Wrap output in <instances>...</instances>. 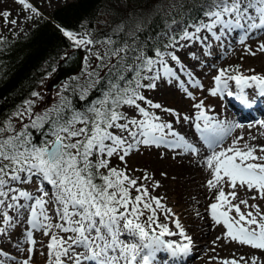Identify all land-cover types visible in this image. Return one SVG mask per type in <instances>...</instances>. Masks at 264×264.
Wrapping results in <instances>:
<instances>
[{"label": "snow or ice", "instance_id": "obj_1", "mask_svg": "<svg viewBox=\"0 0 264 264\" xmlns=\"http://www.w3.org/2000/svg\"><path fill=\"white\" fill-rule=\"evenodd\" d=\"M14 2L30 13L29 21L43 15L29 0ZM197 11L198 17L172 19L154 34L141 24L126 29L122 23L102 35L56 25L72 46L86 53L88 86L80 99L88 103L78 109L65 102L36 113L35 101L26 100L23 110L0 118V264H33L36 233L48 238L47 253L40 252L45 264H156L159 251L174 258L189 255L193 238L165 203L167 196L153 194L161 182L147 169L127 167L126 158L141 147L162 148L174 153L173 159H202L211 173L204 186L215 190L214 197H207L215 201L208 205L209 217L226 230L212 242L213 251L223 238L264 252V212L248 203L264 200V144L249 143L240 135L223 147L225 138L243 125L208 115L203 100L191 105L193 118L146 95L167 87L195 101L190 87L202 85L194 69L232 33H239L246 53L264 52V41L255 50L246 43L264 33V0H202ZM10 16V10L0 11L6 26L17 25ZM194 46L197 51L190 50ZM234 71L229 75L227 69L219 70L211 96H234L228 90L232 81L241 103L250 104L247 89L264 97V75L246 76L238 67ZM93 92L97 95L88 99ZM31 96L41 98L37 91ZM258 124L264 128V121ZM177 125H190L194 138ZM204 148L207 154L202 156ZM113 158L123 167L113 164ZM237 188L245 198L233 203ZM241 205L251 210L243 211ZM177 235L185 242L165 239ZM257 259L241 256L222 264H257Z\"/></svg>", "mask_w": 264, "mask_h": 264}, {"label": "rangeland", "instance_id": "obj_2", "mask_svg": "<svg viewBox=\"0 0 264 264\" xmlns=\"http://www.w3.org/2000/svg\"><path fill=\"white\" fill-rule=\"evenodd\" d=\"M69 1L72 0H29V2L36 6L39 11L43 14L41 17L34 18L30 21L27 19V16L30 15V13L23 11L22 6L17 5L14 0L4 1L3 4L0 5V11L10 10L12 12V16H10L9 19L11 20L15 18L17 19L18 23L15 26L11 24L6 26L4 24L3 18L0 17V36H22L34 26L35 21L38 18L46 17L54 9L62 6L63 4ZM118 6L122 7L123 2L119 1ZM17 13L19 14L17 15ZM177 21L182 20L179 19ZM238 35L239 33H232L226 39L225 45L215 46L212 50V55L204 57L201 66L194 69L195 79L201 80L202 85V87L197 88L190 87V91H192L196 97L195 101L185 98L183 94L178 93L174 90L165 91V89L162 88L155 92L146 93V95L154 97L156 101L162 102L167 107H173L181 110L184 113L190 114L193 118L196 110L193 109L191 105L200 100L204 101L205 111L207 114L214 113L216 116L217 113H221V110L223 111L225 108L228 109V103L226 105L225 97L221 98L218 95L213 97L210 95V90L213 88V78L218 74L219 70L227 69L229 75H234L231 73H233L234 69L238 67L240 73H243V75L246 76H250L253 74L264 75V52H256L255 56L246 53L244 51L245 45L238 42ZM259 41H264V33H257L246 43L251 45L253 50H255V47ZM190 50L197 51V48L193 47ZM181 56L183 57V53H181ZM184 63L191 66L194 62L184 59ZM249 70H254V72ZM87 71L88 68L86 70V73ZM49 76L44 79L42 85L38 90L41 98L37 99L33 97L31 99L35 101L33 111L36 113H41L44 110L53 109L52 107L56 104L55 94L63 88L61 86L57 87L52 92L51 97L47 101V83L50 78ZM232 85L233 82L230 81L229 88L230 86L232 87ZM229 112L234 116H237L238 114V110L236 111L231 107ZM166 119H171V117H166ZM240 135H243L245 137V141L248 142L250 141L249 137L253 135V130L246 127L244 129L238 130L235 133L234 137L233 135H231L230 138L229 135L227 138H225L226 140H224L223 143L227 141V144L230 145L232 140ZM245 141H241V146ZM163 151L165 150L162 148L158 149L155 147H141L140 151L133 152L126 159L127 167L130 171L135 169H147L150 173L154 174L156 180H159L161 182L162 187L157 189L156 192L153 194L167 196V200L165 201V203L172 208L173 212L176 213L178 217L180 216L179 219L182 226L185 228L187 234L193 238L194 243L192 249L194 251V254L185 262L174 261V264H222V261L224 259L232 260L235 258L239 260V257L241 256H244L246 258L256 256L258 258L257 264H261V261H264V252L260 250H254L246 245H240L236 242H231L228 239L222 238L221 240L217 241L215 251L212 250V242L216 240L217 236H223L226 230L222 226H220L219 228L214 227L210 230L211 233L209 234L208 232L205 233V231L203 232L201 229H198V227H201V223L199 221H193L191 219L193 213L190 209L193 208L194 205L200 204V200L197 201L198 197L193 191L188 192L186 190V188H189V186H181V184L179 183L177 174L178 172L176 171V169L180 168L182 164L179 161H176V159L180 156H177L176 159H173L172 157L174 153L167 151L164 153L163 158H161V153H163ZM164 157L168 158L169 160L166 161L167 159H164ZM113 164H117L120 165V167H123V165L120 164V162L115 158H113ZM162 172L167 173V177L161 176ZM132 175L139 176L141 175V173L132 171ZM207 177L208 176H206L205 174L202 175V182L204 184L206 182ZM225 191L227 192L229 191V189L225 187ZM236 191L239 193V197L236 201H233V203H238L239 199L245 198V193L242 189L237 188ZM214 195L215 193L211 196L214 197ZM248 195H251V193H249ZM204 198L209 201V204L215 202L214 199H208L207 196H205ZM248 203L249 205H259L261 211L264 212V200L249 199ZM241 208L243 211L251 210L244 208L243 205H241ZM206 211L208 212V209ZM232 215L235 216V213H232ZM160 219L162 222H164L163 216H161ZM168 223L169 228L172 231H177L173 223ZM35 238L37 239L38 244L33 264H45L46 256L40 255V252L47 253L46 244L48 242V238L44 237L41 233H36ZM165 239L173 241L174 243H181V241H177V236L165 237ZM24 247H27V245H24ZM213 257H216V259H211L210 261V258ZM18 258L21 257L18 255ZM164 259L165 256L163 254H160V257L158 255L156 257V264H166V261H164ZM240 264H244V261H240Z\"/></svg>", "mask_w": 264, "mask_h": 264}, {"label": "trees", "instance_id": "obj_3", "mask_svg": "<svg viewBox=\"0 0 264 264\" xmlns=\"http://www.w3.org/2000/svg\"><path fill=\"white\" fill-rule=\"evenodd\" d=\"M201 3L202 0H72L38 18L22 36H0V118L21 110L24 101L31 100V93L38 92L44 79L53 73L57 62L75 48L57 24L77 33L88 29L93 35L110 33L122 23L126 29L141 24L146 33L154 34L172 19L198 17ZM86 61L87 56L81 71L60 85L63 88L56 92L52 108L65 102L78 109L87 105L88 100L80 99L88 86ZM96 95L93 92L88 99Z\"/></svg>", "mask_w": 264, "mask_h": 264}, {"label": "bare ground", "instance_id": "obj_4", "mask_svg": "<svg viewBox=\"0 0 264 264\" xmlns=\"http://www.w3.org/2000/svg\"><path fill=\"white\" fill-rule=\"evenodd\" d=\"M4 1L6 0H0V5L3 4ZM162 89H165V91H168V90L176 91L173 88H167V87H164ZM239 96L240 95L234 94L233 96L234 101H230L227 99V97H225L226 105L228 103L227 105L228 109L225 108L223 111L221 110V113H217L215 117L217 118V120L223 121L225 124L239 123L243 125V127L235 128L232 131L231 135H233V137L238 130L244 129L246 127V128H250L253 130L252 136H256V140L254 141L250 140L248 141L249 143H254L258 145L264 144V128H261L258 124L259 121H264V97H261L257 94H254V95L247 94L250 104L245 105L241 103L240 100L237 98ZM243 105L246 106L248 111L242 113V115L238 113L237 116H234L233 114L229 112L230 107L237 111V110H240ZM177 128H179V130L182 131L183 133H187L189 138H194L193 136L194 131L192 130L190 125H184L183 127L178 126ZM231 135H230V138H231ZM226 144H227V141L223 143V145H226ZM227 145L223 147H227ZM163 153H165V151H163ZM205 154H207L206 148L202 149L201 155L203 156ZM164 159H167L166 161L169 160L166 157H164ZM176 161H179L182 164L180 168L176 169V171L178 172L177 174H178L179 183L181 184V186L182 185L189 186V188L185 187L186 190L188 192L193 191L198 197L197 201L200 200V204H196L193 206V208L190 209L193 213V216H191V219L193 221H199L201 223V227H198V229H201L203 232L205 231V233L208 232L210 234L211 229H213L214 227L215 228L220 227L214 224V222L209 217V213L206 211L208 209L209 201L206 200L204 197L211 196L212 194L215 193V190H212V192H209V190L204 186V183L202 182V175L205 174L206 176H208L207 179L205 178L207 181L208 179L211 178V173L209 170L203 167V161L200 157L192 158V157H187V156H180L179 158L176 159ZM197 211L200 213L199 217L196 216ZM177 237H178L177 241H181V238L178 235ZM162 252L161 251L157 252L156 257L158 255L160 257V254ZM170 257H171L170 255H167L164 261H166L167 264H174V261L169 259Z\"/></svg>", "mask_w": 264, "mask_h": 264}, {"label": "water", "instance_id": "obj_5", "mask_svg": "<svg viewBox=\"0 0 264 264\" xmlns=\"http://www.w3.org/2000/svg\"><path fill=\"white\" fill-rule=\"evenodd\" d=\"M86 53L83 49L74 48L68 51L56 65L55 71L51 74L47 83V101L51 97L53 90L67 78L77 75L83 67ZM67 57V58H65Z\"/></svg>", "mask_w": 264, "mask_h": 264}]
</instances>
